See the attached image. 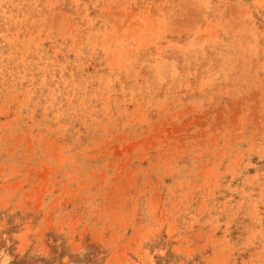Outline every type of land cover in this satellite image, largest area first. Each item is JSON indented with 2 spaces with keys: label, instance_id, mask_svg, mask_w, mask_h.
<instances>
[{
  "label": "rangeland",
  "instance_id": "rangeland-1",
  "mask_svg": "<svg viewBox=\"0 0 264 264\" xmlns=\"http://www.w3.org/2000/svg\"><path fill=\"white\" fill-rule=\"evenodd\" d=\"M0 264H264V0H0Z\"/></svg>",
  "mask_w": 264,
  "mask_h": 264
}]
</instances>
